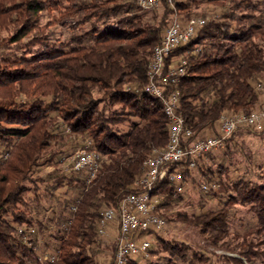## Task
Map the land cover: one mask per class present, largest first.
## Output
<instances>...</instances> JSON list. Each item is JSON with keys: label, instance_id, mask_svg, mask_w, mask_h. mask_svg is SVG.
<instances>
[{"label": "trees", "instance_id": "trees-1", "mask_svg": "<svg viewBox=\"0 0 264 264\" xmlns=\"http://www.w3.org/2000/svg\"><path fill=\"white\" fill-rule=\"evenodd\" d=\"M202 3L219 10L203 12L205 23L168 57L186 60L185 73L170 88L180 91L177 111L192 139L217 135L223 113H250L261 105L264 0H162V13L154 8L150 16L136 0H0V264H108L99 257L106 242L98 231L101 213L137 190L145 159L168 142L163 103L146 90L152 49L175 11L185 21L199 16ZM56 24L70 35L57 37ZM244 133L264 138V128L238 130L219 150L199 156L194 168L178 166L201 191L202 180L210 185L203 192L217 204L173 212L184 189L177 192L168 179L155 187L156 212L166 224L195 228L201 249L165 238L159 234L164 227L149 228L138 234L151 241L149 256L130 257L128 264H264V169L232 178L225 162L229 144ZM68 141L75 143L67 148ZM88 142L102 157L89 182L69 160ZM46 167L52 170L40 174ZM49 182L54 190H75L60 214L42 203ZM238 207L253 220L236 224ZM156 246L168 254L163 262L154 260ZM45 254L54 261L41 258Z\"/></svg>", "mask_w": 264, "mask_h": 264}, {"label": "built area", "instance_id": "built-area-1", "mask_svg": "<svg viewBox=\"0 0 264 264\" xmlns=\"http://www.w3.org/2000/svg\"><path fill=\"white\" fill-rule=\"evenodd\" d=\"M173 5L175 0H166ZM162 0H136L142 10H151L161 5ZM165 28L164 35L152 49L148 65V82L146 90L160 98L164 112L169 121V137L163 149L155 151L145 159L144 172L137 180V190L125 194L116 207L105 209L98 223L99 235L104 239L109 236V230L115 231V250L112 264H128L130 257L147 258L151 241L140 237L139 232L149 228L161 229L166 225V219L155 210L159 198L154 194L156 185L168 179L175 190L181 192L187 183L178 166H196L199 156L219 150L224 142L235 132L250 129L260 132L264 128V82L257 83V89L262 96L258 109L250 113H223L219 118V133L192 139L193 131L185 129L184 119L178 113L180 91L170 88L176 85L185 73L186 60L169 62L168 57L174 50L187 43L194 35L198 26L205 23L202 16H191L181 21L176 11ZM200 48H196L198 51ZM78 150L71 156L70 166L77 171H84L87 182L91 181L101 167V154L88 146ZM211 187L217 188V184ZM210 185L203 183V191ZM75 209V207H73ZM20 233L24 229L19 230ZM33 233L34 229H29ZM41 258L54 261V255L45 254Z\"/></svg>", "mask_w": 264, "mask_h": 264}, {"label": "rangeland", "instance_id": "rangeland-1", "mask_svg": "<svg viewBox=\"0 0 264 264\" xmlns=\"http://www.w3.org/2000/svg\"><path fill=\"white\" fill-rule=\"evenodd\" d=\"M211 9L219 10L216 6H213L211 4L202 3L197 8L196 15H202L203 12L209 11ZM155 10V9H154ZM158 13H162V6H159L156 8ZM152 13V10L147 13L148 16H150ZM54 15V13L50 15H46L43 19L44 22L48 20V18H51ZM57 15V14H55ZM50 16V17H48ZM52 28L55 31V35L57 37H60L62 39L68 37L71 33L70 28L67 26L56 24L55 26H52ZM262 77V76H261ZM264 81V78H262ZM125 128V124L123 125ZM235 142L232 141L229 144V151L230 153L225 158V162L227 165L232 166L231 170V176L232 178H236L239 175H245L247 178L256 177L257 172L262 168L264 169V138L260 137V134L258 133H244V135H237L234 138ZM80 142V139H79ZM234 142V143H233ZM75 142L68 141L66 147L74 145ZM79 143H77L78 145ZM217 160L221 159V156L223 155L222 152H216ZM209 158H207V161L209 162ZM211 163V161L209 162ZM259 167H258V166ZM261 165V167H260ZM66 166V165H65ZM237 169V170H235ZM52 170V167H46L45 169L41 170L40 174H45ZM68 176H71V174L74 176H79L76 173H73L71 171H65ZM194 175H197V173L194 171ZM48 184L49 189L47 191H42L43 198L42 203L45 207H48L49 209H53L57 214H60V211L62 209V202L70 199V197L74 196L75 190L73 186H62L58 190H54L52 188V183L49 182ZM202 183H204V180H202ZM54 191V192H53ZM221 194L224 193V186L221 185L220 189L218 190ZM183 199L180 200L176 205L173 206L171 211H180V212H187V213H193L196 211H199L203 208H209L215 204H217V199L211 198L208 195L206 196L205 192L201 191L198 184L187 181V183L184 186V190L182 192ZM33 198V195H31ZM31 205H34V202H30ZM42 211H44V208L39 207ZM235 220L236 224L241 222V219L243 218V221L245 223L251 222L253 218L251 217V214L245 210V208L238 207L235 211ZM60 227V224L53 225L51 228V232L55 233L57 229ZM62 227V225H61ZM238 230L241 229L240 226L237 225ZM109 236L105 238L106 242L103 246H101V251L99 252V257L106 261V263L109 264V261L112 259V251L115 247V240L114 235L115 231L109 230ZM160 235H163L165 238L176 240L178 242L184 241L187 242L189 246L195 249H201L203 239L200 236V234L197 232V230L193 227L182 225L181 223L176 222H170L169 224H166V226L159 231ZM112 245V248H108L107 245ZM52 250V247L49 248ZM156 255L154 256V260L157 262H163L164 257L168 255L167 253L163 252L159 246L155 247ZM218 253H227L223 250H217Z\"/></svg>", "mask_w": 264, "mask_h": 264}, {"label": "crops", "instance_id": "crops-1", "mask_svg": "<svg viewBox=\"0 0 264 264\" xmlns=\"http://www.w3.org/2000/svg\"><path fill=\"white\" fill-rule=\"evenodd\" d=\"M113 231V230H112Z\"/></svg>", "mask_w": 264, "mask_h": 264}]
</instances>
